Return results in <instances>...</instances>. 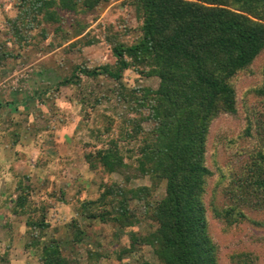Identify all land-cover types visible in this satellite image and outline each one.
Wrapping results in <instances>:
<instances>
[{
	"label": "trees",
	"instance_id": "16d2710c",
	"mask_svg": "<svg viewBox=\"0 0 264 264\" xmlns=\"http://www.w3.org/2000/svg\"><path fill=\"white\" fill-rule=\"evenodd\" d=\"M110 1L22 0L21 13L10 21V35L14 42L28 47L35 38L29 31L37 30L39 39L46 42L52 33L64 35V13L88 15ZM124 4L134 10L139 21L138 30H134L140 34L137 40L126 43L120 37L109 36L114 64L76 68L72 78L61 83L67 85L80 79L78 73L90 78L105 76L116 85L112 90L116 101L138 114L128 119L119 139L85 154L91 171L117 173L124 178L122 185L101 184L104 192L99 200L79 201L77 212L90 220L127 228L139 222L129 210L130 202L145 201V217L157 228L141 243L152 246L162 264H219V249L209 233L210 209L226 221L247 218L237 205L221 209L209 206L207 189L214 173L208 166V150L215 120L239 114L237 83L242 74L256 77L250 80L249 87L254 103L242 106L246 112L241 119L244 131L238 136L250 143L246 169L237 177L223 175L221 182L233 180L229 183L231 187L236 184L237 190L232 187L229 196L235 203L248 202L253 211L264 214V0H124ZM71 21L73 30L66 33L64 42H53L46 50L61 48L70 38L74 40L68 45L72 50L93 43L89 33L84 35L91 24L81 18ZM7 56L0 50V64ZM261 58L262 64L256 69ZM141 66L149 69L141 75L160 80L158 89L134 88L124 80L129 71ZM144 109L149 111L147 115ZM109 121L106 133L113 127L114 120ZM144 122L152 127L144 130ZM123 138L130 143L142 138L136 164L125 161L119 146ZM148 176L166 182V197L157 205L148 200L155 188L131 187L133 179ZM30 191V186L18 185L14 213L29 215V229L38 228L45 235L49 227L44 217L47 206L37 208L30 201ZM108 198L112 199L111 210L105 203ZM255 223L264 226V222ZM72 229L71 243H82L87 231L77 222ZM59 241L32 244L41 246L42 264H69ZM122 259L121 256L119 262ZM1 261L9 264L7 257Z\"/></svg>",
	"mask_w": 264,
	"mask_h": 264
},
{
	"label": "rangeland",
	"instance_id": "374dc122",
	"mask_svg": "<svg viewBox=\"0 0 264 264\" xmlns=\"http://www.w3.org/2000/svg\"><path fill=\"white\" fill-rule=\"evenodd\" d=\"M21 5L22 0H0V50L8 54L0 64V259L7 257L9 264H42L41 246L32 244L54 239L60 240L69 264H162L153 247L141 243L157 228L156 223L145 217V201L133 199L130 202L129 210L137 215L139 222L127 228L113 222L104 224L90 220L77 212L79 201L99 200L104 192L101 184L122 185L124 178L117 173L103 175L101 171H91L85 154L119 139L128 119L136 113L129 111L125 103L116 101L112 92L116 85L105 76L90 78L78 73L80 79L61 85L64 79L72 78L76 68L94 69L114 64L108 37L117 36L126 43L137 40L140 34L134 30L140 25L134 10L124 6V0H111L110 4L88 15L64 13V35L52 33L42 42L38 31L32 30L29 32L35 38L27 47L14 42L10 35V21L21 13ZM74 18L91 24L84 35L89 33L88 38L93 43L72 50L68 45L74 40L70 38L61 48L46 50L53 42L56 45L64 42L66 33L73 30L71 20ZM261 64L262 58L255 68ZM148 70L142 66L134 68L124 80L134 88L156 90L160 80L140 74ZM250 80L256 77L242 74L237 83L239 114L223 115L211 128L208 166L214 177L209 181L207 202L220 209L237 205L247 218L226 221L216 217L210 209L209 233L219 249V264H264V226L255 223L264 222V214L253 211L248 202L235 203L229 196L232 187L237 190L236 184L231 187L229 183L233 180L221 182L223 175L237 177L246 169L250 143L238 136L244 131L241 119L246 112L242 106L245 102L254 103L253 95L249 94ZM97 99H101L98 104ZM142 112L149 113L145 109ZM110 119L114 120L113 127L106 133ZM151 125L144 122L142 127L149 130ZM125 139L119 141L121 153L126 162L136 164L141 155L138 145L142 138L134 143ZM20 183L30 186V201L37 208L47 206L44 217L49 227L45 235L38 228L29 229V215L14 213ZM144 186L155 188L148 198L153 205L166 197L165 181L157 182L148 176L131 182L132 188ZM110 202L111 198L105 201L107 209L111 210ZM96 210L94 206L93 211ZM76 222L88 235L82 243L74 245L72 228ZM126 250L132 253L126 254ZM121 256L123 259L119 262ZM1 260L0 264H5Z\"/></svg>",
	"mask_w": 264,
	"mask_h": 264
}]
</instances>
